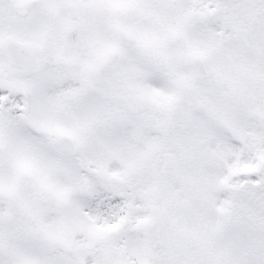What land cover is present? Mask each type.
I'll use <instances>...</instances> for the list:
<instances>
[{"label": "snow or ice", "instance_id": "1", "mask_svg": "<svg viewBox=\"0 0 264 264\" xmlns=\"http://www.w3.org/2000/svg\"><path fill=\"white\" fill-rule=\"evenodd\" d=\"M0 264H264V0H0Z\"/></svg>", "mask_w": 264, "mask_h": 264}]
</instances>
